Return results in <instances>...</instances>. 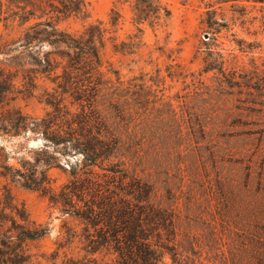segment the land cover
Listing matches in <instances>:
<instances>
[{
  "label": "rangeland",
  "instance_id": "374dc122",
  "mask_svg": "<svg viewBox=\"0 0 264 264\" xmlns=\"http://www.w3.org/2000/svg\"><path fill=\"white\" fill-rule=\"evenodd\" d=\"M154 1L169 14L139 15L135 0H84L82 13L56 14L35 0L26 7L35 13L28 22L18 16L0 21V43L16 38L40 15L75 34L99 24L105 83L96 108L119 138L115 161L151 183L154 202L175 214L177 262L168 252L165 262L264 264V89L257 83L264 79V1ZM0 67L12 82L0 111L19 108L41 116L49 109L46 92L56 86L51 76L29 80L20 71L11 74L14 67ZM20 143L25 145L0 138L12 164L26 155L13 151ZM50 173L54 187L66 181L61 170ZM9 187L11 207L5 211L19 221L16 211H23L32 226L45 228L25 244L31 264L111 258L104 251L87 253L81 225L44 193ZM2 193L1 188L0 207Z\"/></svg>",
  "mask_w": 264,
  "mask_h": 264
},
{
  "label": "trees",
  "instance_id": "16d2710c",
  "mask_svg": "<svg viewBox=\"0 0 264 264\" xmlns=\"http://www.w3.org/2000/svg\"><path fill=\"white\" fill-rule=\"evenodd\" d=\"M44 2L56 14L78 15L85 10L84 0ZM34 4L35 0H0V21L18 16L22 23L28 22L35 13L26 7ZM135 7L139 15L160 10L169 14L154 0L148 4L135 0ZM103 32L99 24H90L78 34L71 33L51 17L40 15L16 38L0 43V62L15 68L11 74L20 71L29 80L46 74L56 83L52 92H46L49 109L41 116L19 108L0 111V138L22 139L25 145L20 143L13 151L26 153L12 164L5 146L0 145V189L5 204L0 207V264H31L25 244L45 234V228L32 226L23 211H16L21 221L5 211L7 205L11 207L9 184L41 191L62 214L78 221L85 251L90 255L104 251L111 257L107 261L93 257V264H167V252L177 262L175 214L154 202L151 183L129 174L124 162L115 161L119 138L96 108L105 83ZM9 75L0 67V103L12 92ZM257 83L258 89H264V79ZM30 140L41 144L29 146ZM52 169L67 177L58 188L53 186Z\"/></svg>",
  "mask_w": 264,
  "mask_h": 264
}]
</instances>
